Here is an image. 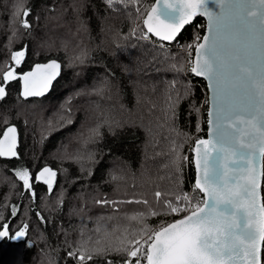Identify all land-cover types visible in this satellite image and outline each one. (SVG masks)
<instances>
[{
	"label": "trees",
	"instance_id": "16d2710c",
	"mask_svg": "<svg viewBox=\"0 0 264 264\" xmlns=\"http://www.w3.org/2000/svg\"><path fill=\"white\" fill-rule=\"evenodd\" d=\"M153 1L0 0V135H19L18 158H0V228L27 225L32 244L0 239V264H122L133 243L190 213L184 196L202 204L192 147L206 137L207 91L191 63L204 22L162 43L142 25ZM48 60L61 64L50 93L22 100L17 75ZM43 167L56 173L51 189L35 183ZM262 168L264 207V157Z\"/></svg>",
	"mask_w": 264,
	"mask_h": 264
},
{
	"label": "snow or ice",
	"instance_id": "6c2138e0",
	"mask_svg": "<svg viewBox=\"0 0 264 264\" xmlns=\"http://www.w3.org/2000/svg\"><path fill=\"white\" fill-rule=\"evenodd\" d=\"M111 2V0H109ZM159 2V0H158ZM184 7L188 10L185 13L179 27L176 26L177 20L173 14L172 22L164 27L169 29L167 34L162 35L161 31L153 28L149 23L152 15L149 13L148 19L144 24L148 27L149 32H153L157 36L162 35V39H173L179 28L183 24L188 23L192 16L197 15L201 10L207 15L210 22L211 36L204 37V44L197 48V67L191 70L196 75H203L209 81V89L212 92L213 108L209 112L210 135L216 139L217 165L210 161L204 162V175L201 183L199 176L200 163L197 161L198 178L195 187L205 193L206 199L204 207L197 206L196 211H192L189 216L175 222L161 231L155 232V240L148 244L146 254V264H222L221 253L218 249H212L208 245V234L213 230H220L219 218L222 216H232L236 218L239 232L233 237L231 231L228 234L227 243L230 245V251H239V245L245 246L244 255L251 256V264H256V245L255 242L259 238L264 242V227L258 226L253 230L245 221L244 227L240 228L238 221L245 220L242 209L245 204V196L248 192L247 184H240L235 175L229 177V181H236L235 188H228L225 195L221 194V189L227 186V182L223 181V177L227 174V168L218 170V161L222 154L230 149L236 159L233 161L234 170L245 167L249 158L256 155L257 141H259V152L264 153V0H211L212 4L216 5L217 10L213 11L207 7L208 0H182ZM165 8H173L174 5L164 0ZM153 12L156 11L154 7ZM179 11L178 9L176 10ZM29 11L21 12L17 8L13 12V18L23 16V27L29 28L27 16ZM162 15L168 16L169 13L162 12ZM235 20V28L243 35V41L234 48L231 53L229 62H225L221 58V49L218 42V36L224 29V22L227 18ZM203 48V62L200 63V49ZM23 56V52H17L13 55V59ZM19 62V61H18ZM40 67V66H38ZM49 68H58L59 65L52 61L49 65L43 66ZM31 75V73L27 74ZM15 78L12 72L4 76V80ZM53 76L44 77V89L36 91L28 86L26 81L24 96L43 95L47 90V85L50 83ZM235 81L230 87V82ZM239 84L245 90L244 98L241 101L235 99V93L232 88ZM99 94V93H98ZM6 95L5 88L0 86V99ZM72 121L69 119L68 123ZM247 123L255 130V135L251 137L250 142L240 140L237 144L236 133L240 131L239 124ZM228 126H231L234 131L229 133ZM110 129L112 125H109ZM215 132H212V129ZM15 128H9L5 132L7 137L8 132L15 133ZM93 136L98 135L99 126L91 130ZM209 141L200 140L197 143V151L199 145L207 146ZM15 144L7 149L3 148V142L0 141V156L16 153L12 150ZM48 173L50 177L56 175L50 168H44L40 176ZM19 179L23 181L24 186H30V176L27 170L17 172ZM51 189L52 184L45 181ZM215 185V187H213ZM155 196H161L160 192H156ZM97 203H112L109 201H97ZM127 203H143L148 205L147 200H129ZM171 207V202H165ZM115 211V209H114ZM173 213L177 212V208L171 207ZM151 215H157L156 211H151ZM15 215V212H13ZM145 214L143 212L132 214L129 218L132 220L142 219ZM43 220V217H41ZM109 220L112 217L108 218ZM27 225L10 234L8 225H3L0 228V239H9L15 242H21L27 247L32 244L27 238ZM171 230V231H170ZM139 245V241L136 242ZM147 244L148 242L145 241ZM139 246L129 253L130 257H137L139 254ZM70 256L74 253H69ZM79 259L83 260L81 255ZM91 259V257H89ZM126 264H131V260ZM136 264H141V260L137 259Z\"/></svg>",
	"mask_w": 264,
	"mask_h": 264
},
{
	"label": "water",
	"instance_id": "95a60500",
	"mask_svg": "<svg viewBox=\"0 0 264 264\" xmlns=\"http://www.w3.org/2000/svg\"><path fill=\"white\" fill-rule=\"evenodd\" d=\"M168 3L171 5H174L173 8H165L164 0H154L151 4L150 8L145 13L143 19H142V25L145 29V31L152 36L153 38L159 40L162 43L165 44H171L175 41V39L178 37L180 32L188 25L192 24L195 19L200 18L204 22V33L197 44V46L194 48L193 56H192V63H191V69L193 67H197L198 61H197V48L199 45L204 44V37L205 36H211L213 35V32L210 31V22L206 14L203 13L201 10L197 15L192 16L189 19L188 23L183 24L182 27L179 28V31L175 34L173 39L165 40L162 39V35L167 34L169 29L165 28L164 26L166 24H169L172 22L173 14L175 15V18L177 20L176 26L179 27L180 21L185 18V13L188 11L182 2V0H168ZM156 8V11L153 12V8ZM207 7L213 11L217 10L216 5L212 4L211 0H208ZM179 10L178 12L176 10ZM162 12L169 13L168 16L162 15ZM149 13H151L152 18L149 20V23L152 24L153 28H157L161 31V36L155 35L153 32L148 31V27L144 24V21L148 19ZM235 20L231 17L227 18L224 22L225 26L223 31L218 36V42L221 49V58L227 63L231 59V53L233 52L234 48L238 46L243 41V35L236 30L235 28ZM203 52L204 49H200V63L203 62ZM52 61H55L59 67L58 68H49V67H43L46 65H49ZM40 66V67H38ZM31 73V75H27ZM61 73V64L57 60H48L46 62L42 63H36L32 65V67L17 75V79L19 81V95L22 100L27 101L30 99H41L45 96H47L52 87L53 84L56 82L58 77ZM192 75H194L196 78L202 80L205 83L206 91H207V116H206V137L197 140L193 147H192V165L194 169V186L196 183V180L198 178V169H197V161L200 163L199 168V176L201 178V183L203 184V175H204V162L205 160L210 161L212 164L217 165V160L215 159L217 157L216 148L218 145L216 144V139L213 135H210V126H209V112L213 108V101H212V92L209 89V81L205 78L203 75H196L192 72ZM47 76H53L54 78L51 79L50 83L47 85V90L44 91L43 95H37V96H24L26 81L28 82V86L33 88L36 91H41L44 89V77ZM235 83V81L230 82L231 85ZM232 91L235 93V99L239 102L244 98L245 90L242 89L239 84H236L234 88H232ZM240 131L236 133L237 137V144L240 140H243L244 142H250L251 137L255 135V130L252 128L251 125L245 123H240L239 125ZM9 128H15V133L8 132L7 137H5V132L8 131ZM228 132L231 133L234 131V129L231 126H228ZM212 132H215V129H212ZM200 140H207L209 143L207 146L201 144L199 145V150L197 151V143ZM0 141L3 142V148L5 151L9 147L15 144L14 148L12 149L16 155L13 156L11 154L0 156L1 159L4 160H13L18 158V145H19V135L18 130L15 125H8L4 128L0 135ZM257 143V149H256V155L249 158V161L245 167L239 168L238 170H234L233 168V161L236 159L235 155L233 154L232 150L230 149L228 152L222 154L218 161V170H223L224 168H227V174L223 177V181L227 182V186L224 189H221V194L225 195L228 188H235L236 181H229V177L235 175L237 177V180L240 184H247L248 185V192L245 196V204L242 211L244 212L245 220L238 221L240 228L244 227L245 221L248 223V225L255 230L258 226L264 227V207H263V199L261 195V185H262V177H263V157L264 153L259 152V141ZM46 168H41L35 176V183H40L45 186H48L45 181H49L52 186L55 184L56 181V175L54 177H50L48 173H44L43 176H40L41 171ZM48 168V167H47ZM51 169V168H50ZM52 170V169H51ZM53 171V170H52ZM54 172V171H53ZM215 187V185H213ZM196 188V187H195ZM197 189V188H196ZM199 193L203 197V203L200 207H204V201L207 198L205 193L201 192L199 189H197ZM196 211V210H195ZM191 213V212H190ZM190 213L186 214L185 216L169 223L168 225L162 227L158 231H161L163 228L168 227L169 225L178 222L182 219H184L186 216H189ZM220 223V230L217 231L213 229L208 234V245L212 249H218L221 253V261L222 264H251V256L244 255L245 252V246L239 245V242L237 241V246L239 247V251H230V245H228V234L229 231L233 234V237L239 232V228L236 226L237 221L236 218L232 216H222L219 218ZM171 231V230H170ZM155 240V235L153 238V241ZM152 241V242H153ZM151 242V243H152ZM262 241L257 238L255 245H256V264H261V250H262ZM146 264V263H145Z\"/></svg>",
	"mask_w": 264,
	"mask_h": 264
},
{
	"label": "built area",
	"instance_id": "2783aa9c",
	"mask_svg": "<svg viewBox=\"0 0 264 264\" xmlns=\"http://www.w3.org/2000/svg\"><path fill=\"white\" fill-rule=\"evenodd\" d=\"M202 37V36H201ZM201 38H198L195 39L192 43V46H194V48L197 46V44L199 43ZM191 195H188V196H184V203L182 205V207L186 208L185 206V200L187 201L188 203V207L187 209L192 212V211H195L197 210V206H201V205H198L196 202H192L191 201ZM203 203V202H202ZM155 235V234H154ZM154 235H151V236H147L141 240H139V245H137V243H133L131 245V247L129 248V250L127 251L126 253V256L123 260V263L122 264H126L127 261L131 260V264H136V260L137 259H140L141 260V264H145L146 263V254H147V249H148V244H151V242L153 241V238H154ZM145 241H147L148 243L146 244ZM139 246V254L137 257H130L129 253L133 250L136 249V247Z\"/></svg>",
	"mask_w": 264,
	"mask_h": 264
},
{
	"label": "rangeland",
	"instance_id": "374dc122",
	"mask_svg": "<svg viewBox=\"0 0 264 264\" xmlns=\"http://www.w3.org/2000/svg\"><path fill=\"white\" fill-rule=\"evenodd\" d=\"M191 201H192V202H195V200H194V198H193V197L191 198ZM185 206H186V208L188 207V203H187V201H186V200H185Z\"/></svg>",
	"mask_w": 264,
	"mask_h": 264
},
{
	"label": "bare ground",
	"instance_id": "6f19581e",
	"mask_svg": "<svg viewBox=\"0 0 264 264\" xmlns=\"http://www.w3.org/2000/svg\"><path fill=\"white\" fill-rule=\"evenodd\" d=\"M39 63V62H38Z\"/></svg>",
	"mask_w": 264,
	"mask_h": 264
}]
</instances>
